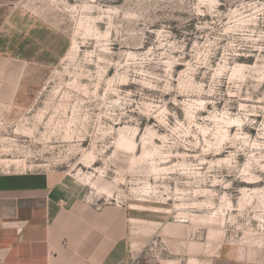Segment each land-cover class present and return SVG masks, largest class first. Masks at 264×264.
I'll list each match as a JSON object with an SVG mask.
<instances>
[{
	"label": "rangeland",
	"instance_id": "374dc122",
	"mask_svg": "<svg viewBox=\"0 0 264 264\" xmlns=\"http://www.w3.org/2000/svg\"><path fill=\"white\" fill-rule=\"evenodd\" d=\"M28 4L51 33L20 70L27 104L0 99V173L56 172L125 208L124 264L264 242V0Z\"/></svg>",
	"mask_w": 264,
	"mask_h": 264
},
{
	"label": "crops",
	"instance_id": "0c3cea01",
	"mask_svg": "<svg viewBox=\"0 0 264 264\" xmlns=\"http://www.w3.org/2000/svg\"><path fill=\"white\" fill-rule=\"evenodd\" d=\"M29 11L25 0H16L0 25V99L6 107L27 104L31 89L20 70L40 62L41 43L51 33ZM129 230L125 208L88 204L61 174L0 173V264H124ZM204 264H264V242L222 248Z\"/></svg>",
	"mask_w": 264,
	"mask_h": 264
}]
</instances>
